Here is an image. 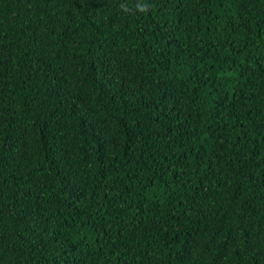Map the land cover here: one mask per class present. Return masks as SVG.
I'll use <instances>...</instances> for the list:
<instances>
[{
  "label": "trees",
  "instance_id": "1",
  "mask_svg": "<svg viewBox=\"0 0 264 264\" xmlns=\"http://www.w3.org/2000/svg\"><path fill=\"white\" fill-rule=\"evenodd\" d=\"M0 264H264V0H0Z\"/></svg>",
  "mask_w": 264,
  "mask_h": 264
}]
</instances>
